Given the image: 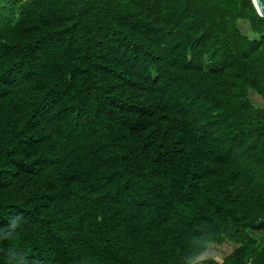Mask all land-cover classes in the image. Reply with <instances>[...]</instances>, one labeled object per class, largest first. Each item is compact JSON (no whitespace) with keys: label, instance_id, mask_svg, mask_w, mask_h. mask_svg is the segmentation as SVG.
<instances>
[{"label":"trees","instance_id":"trees-1","mask_svg":"<svg viewBox=\"0 0 264 264\" xmlns=\"http://www.w3.org/2000/svg\"><path fill=\"white\" fill-rule=\"evenodd\" d=\"M4 4L0 264H264L253 0Z\"/></svg>","mask_w":264,"mask_h":264},{"label":"rangeland","instance_id":"rangeland-1","mask_svg":"<svg viewBox=\"0 0 264 264\" xmlns=\"http://www.w3.org/2000/svg\"><path fill=\"white\" fill-rule=\"evenodd\" d=\"M5 0H0V22L3 21L5 19V21L7 19L10 18V7H6L4 4ZM240 28L241 30L245 33L248 34L251 38H256V35H254L251 31H250V27L247 23L242 22L240 23ZM252 101L259 107H264V102L262 100L261 97H258L257 95L253 94L251 96ZM234 250V246L232 245H225L223 247H211L207 257V258H215L219 261H222L226 256H229Z\"/></svg>","mask_w":264,"mask_h":264},{"label":"water","instance_id":"water-1","mask_svg":"<svg viewBox=\"0 0 264 264\" xmlns=\"http://www.w3.org/2000/svg\"><path fill=\"white\" fill-rule=\"evenodd\" d=\"M260 16L264 19V10H262V5H264V0H253Z\"/></svg>","mask_w":264,"mask_h":264},{"label":"clouds","instance_id":"clouds-1","mask_svg":"<svg viewBox=\"0 0 264 264\" xmlns=\"http://www.w3.org/2000/svg\"><path fill=\"white\" fill-rule=\"evenodd\" d=\"M209 243H211V242L209 241ZM202 255H203V253H200V255L197 256V259H199L200 256H202Z\"/></svg>","mask_w":264,"mask_h":264},{"label":"snow or ice","instance_id":"snow-or-ice-1","mask_svg":"<svg viewBox=\"0 0 264 264\" xmlns=\"http://www.w3.org/2000/svg\"><path fill=\"white\" fill-rule=\"evenodd\" d=\"M262 10H264V5H262Z\"/></svg>","mask_w":264,"mask_h":264}]
</instances>
